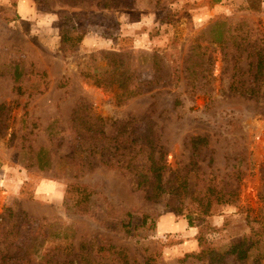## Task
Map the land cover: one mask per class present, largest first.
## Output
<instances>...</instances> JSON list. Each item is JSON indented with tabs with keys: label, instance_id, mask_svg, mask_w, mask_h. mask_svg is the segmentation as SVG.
Here are the masks:
<instances>
[{
	"label": "rangeland",
	"instance_id": "obj_1",
	"mask_svg": "<svg viewBox=\"0 0 264 264\" xmlns=\"http://www.w3.org/2000/svg\"><path fill=\"white\" fill-rule=\"evenodd\" d=\"M261 55L264 0H0V264H120L116 248L210 264L188 255L207 246L214 264H264ZM79 101L116 122L92 134L72 120ZM148 133L169 186L213 182L237 201L198 217L184 192L157 197L130 159ZM250 236L240 260L231 248Z\"/></svg>",
	"mask_w": 264,
	"mask_h": 264
},
{
	"label": "trees",
	"instance_id": "obj_2",
	"mask_svg": "<svg viewBox=\"0 0 264 264\" xmlns=\"http://www.w3.org/2000/svg\"><path fill=\"white\" fill-rule=\"evenodd\" d=\"M71 23V24H70ZM68 22V25L70 24V27L64 28L63 35H62V43L66 44L67 42L71 41L69 30L75 31L79 26L77 27L76 24H73L72 21ZM85 32V28L82 29V34L76 38L77 41H80L83 39V34ZM264 69V60L263 56L261 55L260 60L257 64V73L261 74ZM88 103V102H87ZM85 101H79L78 105L73 110V122L80 125L81 123L84 124L83 128L88 130L94 135H104L105 130L104 126L108 124L109 122H116V120H112L110 118H105L101 115H96L95 113H92L91 107L88 108V104ZM87 114V115H85ZM87 118V119H86ZM93 123L98 126L96 130H94L91 127H87V123ZM207 138L205 136H192L190 138V145L193 150L194 157L198 154L200 148L202 146H205L207 144ZM138 150H134L131 153L130 159L131 161L136 158V156H142V160L140 162L142 163V183L148 179L153 180L154 182V193L157 197L161 196L164 193H171L173 195H180L181 193H185L186 195H190L192 201L195 203L198 202V209L199 214H197L198 217H201L203 215H209L212 213L211 207L214 203H234L238 199V188H231L229 190H225L224 188H218L217 186L213 184V182H210V184L207 186V188H200L192 191L191 189H186L185 185L188 183L187 178H182L177 185L175 186H169L168 181L164 180V173L166 169V150L165 146L163 144L158 143V141L154 140L151 133H148L144 136L142 142L137 145ZM130 165V164H129ZM181 186H184V190L181 191ZM203 189V190H202ZM89 199L90 196H86L83 198V200H80L77 202L78 209L80 211H88L89 206ZM193 213H190L187 215L188 223L190 226H194V219H193ZM255 231L256 235L259 234V230H253ZM200 234V235H199ZM198 241L199 244H203V237L201 236V233L198 232ZM253 236L246 237L243 241L236 242L232 248L231 253L236 254L237 258L240 260L246 259L248 257V247L253 245L255 241L252 240ZM248 241H251L252 243L248 245ZM259 240H257L258 242ZM116 252L120 256V264H135L134 262H131L128 254L124 251V248H116ZM193 255L200 260H209L210 264H214V262L217 260V254L213 249H210L208 246L203 248L200 253L196 254H188ZM83 256L82 259H87L86 255L84 253L81 254ZM88 262H90L88 260ZM97 264V263H94Z\"/></svg>",
	"mask_w": 264,
	"mask_h": 264
},
{
	"label": "crops",
	"instance_id": "obj_3",
	"mask_svg": "<svg viewBox=\"0 0 264 264\" xmlns=\"http://www.w3.org/2000/svg\"><path fill=\"white\" fill-rule=\"evenodd\" d=\"M63 194V193H62Z\"/></svg>",
	"mask_w": 264,
	"mask_h": 264
}]
</instances>
